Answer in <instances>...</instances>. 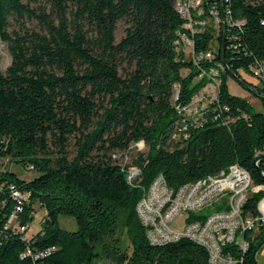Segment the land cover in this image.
Wrapping results in <instances>:
<instances>
[{"label":"trees","instance_id":"1","mask_svg":"<svg viewBox=\"0 0 264 264\" xmlns=\"http://www.w3.org/2000/svg\"><path fill=\"white\" fill-rule=\"evenodd\" d=\"M176 1L0 0V43L11 58L0 69V156L37 172L26 181L0 170V264H208L189 239L149 243L136 213L143 190L158 175L177 189L234 164L264 188V113L227 82L264 107V0H201L191 16L208 24L193 32ZM138 142L145 149L132 159L139 174L130 184L113 156ZM12 190L25 196L17 220L27 234L35 216L41 224L27 239L7 227ZM263 197L249 192L243 211L255 214ZM61 216L76 229L63 230ZM246 236L244 261L253 264L264 224Z\"/></svg>","mask_w":264,"mask_h":264},{"label":"built area","instance_id":"2","mask_svg":"<svg viewBox=\"0 0 264 264\" xmlns=\"http://www.w3.org/2000/svg\"><path fill=\"white\" fill-rule=\"evenodd\" d=\"M200 2L201 0H180V5H175L179 14L187 20L186 28L192 32L208 24V21L193 19L191 16V9H197ZM214 22H218L216 17ZM180 37L186 39L187 45L191 44L184 34H180ZM205 56L209 58L210 53H206ZM207 88L212 91L211 86ZM198 102L200 99L196 98L194 103ZM192 110L194 113L197 112L195 108L188 112L193 113ZM182 124L177 128V132L185 129L186 126ZM118 156L120 155L113 157L118 159ZM221 172H232V175H235V183H222V179H217V175H214L172 189L166 185L164 178L156 177L150 186L143 190L142 197L136 206L138 219L145 228V236L149 243L163 245L186 238L205 249L208 264H245L244 251H248V243H250L246 235L255 234L264 224V208L252 214L250 223L244 225V232H237V221L243 209H234V202L246 197V186L255 185L250 184L249 174L241 172L237 164ZM224 184H233V191H224ZM12 193L18 194V201H15L14 210L7 218V227L19 233L23 239H27L28 227L20 225L17 220L18 213L22 211L25 196L17 190H12ZM149 195H157V203L154 206H147ZM141 207H150V214H141ZM206 210L209 212L204 213L202 219L188 221L186 218V226L181 233L171 229L170 225L177 215L184 213L188 216L190 213ZM232 245L237 248V255H231L230 251L224 252V247ZM25 253L31 254L28 249Z\"/></svg>","mask_w":264,"mask_h":264},{"label":"rangeland","instance_id":"3","mask_svg":"<svg viewBox=\"0 0 264 264\" xmlns=\"http://www.w3.org/2000/svg\"><path fill=\"white\" fill-rule=\"evenodd\" d=\"M125 24L123 22H119L117 25V29L115 32V40L118 42L125 34ZM11 58L9 55V52L7 50V47L5 44L0 43V69L1 71H5V69L10 64ZM244 77H246L249 81H252L256 83L257 81L253 76L248 75L246 73H242ZM228 88L229 92L232 95L238 96L240 98L246 99L251 106L253 107L255 112H262L264 113V107L261 105V103L252 96L248 91L243 89L240 85H238L232 78L228 79ZM74 139L71 138L69 140V145L67 147L68 151V158L71 159L75 155V145H74ZM144 145L142 142H138L136 144H133L130 146V149L125 152L119 154L118 159L122 160V163L126 164L125 171L127 173V179L129 180V183L132 184L139 172L138 169L131 166L132 159L136 154L141 153L144 151ZM9 169L11 172H13L15 175H17L20 179L29 181L33 179L37 172L34 170H25L21 165L14 163L11 159L8 158H2L0 156V170H7ZM253 186H250L252 188ZM186 218L187 215L184 213H181L176 216V218L171 223L170 227L173 231L181 233L185 226H186ZM30 231L29 233H35L41 228V224L39 222L38 216H35L34 220L30 223ZM59 226L66 231H74L76 229V223L75 221L70 217H59ZM28 233V235H29ZM119 237L121 239V243L124 248L129 247V240L125 234L124 230H120ZM256 263L257 264H264V245L260 248L256 255ZM94 264H110L108 261L104 259H98L94 262Z\"/></svg>","mask_w":264,"mask_h":264},{"label":"bare ground","instance_id":"4","mask_svg":"<svg viewBox=\"0 0 264 264\" xmlns=\"http://www.w3.org/2000/svg\"><path fill=\"white\" fill-rule=\"evenodd\" d=\"M176 5H180V0L176 1ZM204 21H207V20H204ZM181 39L184 43H186V39L184 37H181ZM241 172L248 174V172L243 170L242 168H241ZM157 178H163V177L162 175H158ZM217 179H222V183H235V175H232V172H225V173L220 172L219 174H217ZM249 182L250 184H252L250 180V176H249ZM260 189H264V188L263 187L250 188V186H246L245 188L246 197H244L243 200L235 201L234 209H243V204L245 203L247 199L248 193L252 191H258ZM224 191H233V184H224ZM12 196L15 199V201H18L17 193H12ZM156 203H157V195H149V197L147 198V206H154ZM262 207L264 208V200H262L261 204L259 205V210H262ZM141 214H150V207H141ZM251 216L252 215H249L245 213L244 211H242V213L239 215V221H237V232H244V225L250 223ZM248 248H249V243H248ZM246 252L247 251H244V256Z\"/></svg>","mask_w":264,"mask_h":264},{"label":"water","instance_id":"5","mask_svg":"<svg viewBox=\"0 0 264 264\" xmlns=\"http://www.w3.org/2000/svg\"><path fill=\"white\" fill-rule=\"evenodd\" d=\"M259 159V158H258ZM264 245V237L260 240V242L257 244V246L254 248V250L252 251L251 257L253 260V264H257L256 263V255L258 253V251L260 250V248Z\"/></svg>","mask_w":264,"mask_h":264}]
</instances>
